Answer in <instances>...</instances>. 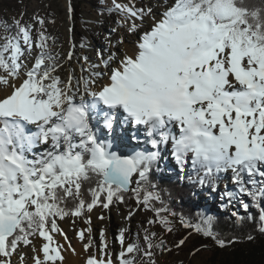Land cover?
Masks as SVG:
<instances>
[{
    "label": "snow or ice",
    "instance_id": "1",
    "mask_svg": "<svg viewBox=\"0 0 264 264\" xmlns=\"http://www.w3.org/2000/svg\"><path fill=\"white\" fill-rule=\"evenodd\" d=\"M163 7L157 18L151 6L129 7L112 0L107 11L131 20L130 33L142 26L136 20L147 17L152 23L139 36L135 53H125L116 67H111L116 53L107 59L102 51L97 53L100 64L90 69L100 65L110 69L109 82L98 91L94 89L104 73L90 71L76 80L75 89L74 75L65 81L55 74L62 65L48 48L43 19L35 18L40 25L35 39L32 26L18 20L15 34L3 38L0 264H12L21 247L29 246L37 253L34 264H63L61 246L52 235H65L57 220L123 204L129 192L137 205L155 213L157 219L149 224L158 221L172 232L171 221L161 215L169 210L149 179L160 144L169 140L182 169L190 154L193 166L203 171L201 185L211 183L215 188L219 174L230 171L237 188L222 194L229 202L248 196L259 207L264 200V0H166ZM73 55L69 52L67 58ZM101 121L110 136L117 122L142 127L146 143L155 151L118 154L110 141L101 139ZM173 127L178 135L172 133ZM38 144L49 147L36 154ZM133 176L138 177L135 188L130 187ZM240 203L249 208L243 199ZM212 220L207 217L206 226L183 218L180 222L224 247L225 241L211 228ZM259 220L258 230L264 233V207ZM86 231L91 233V228ZM125 231L120 229L114 238L121 251L113 254L106 251L101 229L98 254L91 252L85 264H114L113 255L118 264H140L141 254L149 258L145 264H155L151 249L162 248L163 240L154 243L156 234L144 229L146 247L139 239L126 244ZM77 236L84 240V231ZM35 237L42 241L39 249ZM92 247L89 236L85 252Z\"/></svg>",
    "mask_w": 264,
    "mask_h": 264
},
{
    "label": "rangeland",
    "instance_id": "2",
    "mask_svg": "<svg viewBox=\"0 0 264 264\" xmlns=\"http://www.w3.org/2000/svg\"><path fill=\"white\" fill-rule=\"evenodd\" d=\"M101 4H96L101 8H94L91 5L84 4L82 5L79 0H0V44L4 42V37L8 35V30L5 29L7 27L12 28L15 25V22L18 20L22 24L31 25L32 26V35L35 39L36 37V30L40 28V25L37 23L36 17H39L45 21L44 30L46 36L50 39L46 41L50 52L58 57V62L62 65V67L57 69L56 75H59L62 80L67 81L69 75H74L75 79L73 80V88L75 89L76 81L81 76L88 77L90 75V71H97L104 73L103 77L98 79V82L95 86L94 90H97V86H103L105 82H109L108 80V72L110 69H104L103 65H100L98 68L90 69V65L92 64H100V57L97 55L98 52H103V57L107 59L108 55L111 53H116L119 57H123L126 53L124 51V46L127 44L129 48V55H132L136 51V44L139 39V35L135 36L134 41H126L124 38V34L129 35L130 32L128 28L131 25V20L125 22L122 16L118 15L117 12L113 11L109 13L107 9L112 7V0H99ZM152 4H147L146 0H117L118 3L128 5L129 7L132 6L134 3L137 8L140 7H148L153 6L156 7H163L165 5L166 0H150ZM69 8L72 9L71 15L69 14ZM160 11L156 13V16L160 15ZM117 21L120 22V26L117 25ZM146 20L143 22L136 20L135 22L145 23ZM70 25L68 29V35L70 37V42L73 45L75 52L73 55V59L69 61L67 58V62H64L65 51L57 52L52 51L51 48L65 46L66 50L68 46L66 45V24ZM64 28V29H62ZM115 28L116 31H112ZM150 28V27H149ZM146 27V29H149ZM60 31V32H59ZM56 33V34H54ZM129 33V34H128ZM61 38L65 40V45L61 43ZM53 40V41H52ZM123 40V43H118V41ZM113 49V50H112ZM90 50L91 55H87V51ZM39 50L34 51L31 55L34 58L35 55L38 53ZM83 51H86L82 53ZM133 51V52H132ZM36 53V54H35ZM73 53V52H72ZM123 54V55H122ZM68 57V56H67ZM86 58V59H85ZM120 59V58H119ZM119 59L117 58L115 62L111 64V67H116L119 63ZM34 63V59L29 63ZM117 63V64H116ZM68 67V68H67ZM104 81V82H102ZM99 82H101L99 84ZM75 83V84H74ZM104 83V84H103ZM77 102H79L77 97ZM131 123H125L124 125L117 122L114 125L115 131L110 136L108 134V130L102 127V121L100 128L101 139L106 141H110L112 146L114 147L113 150L116 151L120 155H132V149L129 147L131 139H129L128 133H132L134 129H132ZM33 131H35V127H31ZM142 129V128H141ZM174 130H177L174 128ZM143 134L144 130H140ZM173 134H176L175 131H172ZM145 135V133H144ZM116 138V140H115ZM118 138V139H117ZM157 139L159 137L157 136ZM171 140L161 143L159 151V158L157 160L158 166L160 167V171L168 172L170 178H180L183 177L189 178L191 176V167L193 166L191 155L189 154L186 163L185 169L182 173H179L177 170L178 164L176 163L173 155L170 154V151L164 149L170 147ZM164 145V146H163ZM120 146V147H119ZM164 148H163V147ZM121 148V150H119ZM46 148H39L38 154L43 153ZM123 150V151H122ZM155 151V149L151 148V145L148 144L146 147L142 148L138 151ZM33 151H36L35 148ZM203 175V171L200 172L199 177ZM219 180L217 181L215 188H213L212 184L210 183L208 186H200L198 189L194 190V195L196 197L194 204L196 205L197 209L204 210L206 213H230L233 217H239L240 211L242 210V205L240 203V199H243L245 203L251 207L252 200L248 196L238 197L236 200L229 202L227 197L222 196L225 190L228 191H236L237 186L232 181V173L230 171L220 173ZM138 177L134 176L132 178V187H136V180ZM201 185V184H200ZM250 187V186H249ZM260 204H264V200L260 201ZM223 207V209H221ZM132 215L129 217V213ZM137 214L143 215L142 221L140 222L144 226H148L151 228L148 229L149 232L155 233L154 243H159L160 240L167 235L164 227L160 225L157 221L154 224H149L148 221L156 220L155 213L149 210H145L143 205H137L136 203L133 204L131 209H127L122 205L115 206L113 208H109L107 210L103 209L102 207H95L91 213L85 215V218L81 217H67L63 220L57 222L58 227L62 230L65 235H60L59 233H53L55 241L61 246V251L66 248L70 255L76 256L79 262L85 261L84 254H91V249L89 252H85L84 250V240H81L82 249L79 250L76 247L75 240L78 239L77 234L81 231H84V236L87 237L90 233L86 231L89 226L93 222L103 221L105 225L102 228L105 234V240L109 243V252L116 254L114 250V244L117 241L114 239L117 236L118 228L114 226V223L117 220H124L132 219ZM104 217V219H100V217ZM145 216V217H144ZM85 219H90L91 223L86 224L84 221ZM67 221L68 226L64 228L62 223ZM73 221L76 222L73 224ZM175 222L180 223V221L175 220ZM73 224V225H72ZM83 224L85 226H83ZM182 224V223H180ZM94 231L91 232V238L93 239V243L98 246L101 244V229L100 227H96L93 229ZM65 236L67 239H65ZM34 243L36 248L38 249L41 245V239L39 237H35ZM40 242V243H39ZM74 242V243H73ZM145 246V245H144ZM146 247V246H145ZM77 248V249H76ZM108 251V250H107ZM26 252L29 253L28 263L24 262L21 258V254L23 257L26 255ZM152 257L151 259L155 261V264H209L207 262L208 256L203 253L200 255H191L185 254L183 251H176L173 255L169 254L166 250H159L157 248H152ZM32 251V247L29 246L27 248L21 247L20 252L15 254L12 257V264H34L32 257L36 255ZM42 256V254H41ZM84 256V258H83ZM79 258V259H78ZM141 263L145 264L149 258L144 257L141 254ZM115 259V255H113V260Z\"/></svg>",
    "mask_w": 264,
    "mask_h": 264
},
{
    "label": "trees",
    "instance_id": "3",
    "mask_svg": "<svg viewBox=\"0 0 264 264\" xmlns=\"http://www.w3.org/2000/svg\"><path fill=\"white\" fill-rule=\"evenodd\" d=\"M79 2L82 5L88 4L94 8H101V5H96L101 4L99 0H79ZM7 30V36L15 34V25L12 28L7 27ZM184 169L185 165L183 169L179 167L178 172L182 173ZM159 170L160 167L156 161L149 172V179L152 184L157 186L164 205L169 210V212L161 213V215L168 217L173 228L172 232H167V235L161 239L164 242V246L159 248V250H166L172 255L180 250L185 254L191 255L205 253L208 256L207 262L209 264H264V233L258 230L261 207H264V204H260L258 207L252 202L251 207L247 210L242 207L239 217H233L230 213L225 214L221 211L218 213H206L204 210L197 209L194 204L196 199L194 190L200 186H208L210 184L200 185L199 174L202 171L201 169L192 166L190 170L192 172L191 176L189 178L183 177L182 179L170 178L171 174L169 175L168 172L164 173L163 171L159 172ZM85 194L87 196L86 188ZM87 198L90 199V197ZM134 203L136 201L132 198V193L129 192L126 195L125 203L113 204L110 207L122 205L127 209H131ZM155 206L161 207L159 204ZM86 214L87 212L81 218H85ZM209 216L213 218L211 222L212 230L217 233L218 239L225 241L224 247H219L211 238L193 231L192 228H185L183 224H180L181 222H175V220L181 221V218H183L192 225H204V220ZM249 216L252 217L251 220L248 219ZM249 235L252 239L247 238ZM181 240H184V243L177 246Z\"/></svg>",
    "mask_w": 264,
    "mask_h": 264
},
{
    "label": "bare ground",
    "instance_id": "4",
    "mask_svg": "<svg viewBox=\"0 0 264 264\" xmlns=\"http://www.w3.org/2000/svg\"><path fill=\"white\" fill-rule=\"evenodd\" d=\"M146 2H147V4L149 3V5L150 4H152V2L150 1V0H146ZM153 10H154V12L155 13H158L159 11L160 12H162L163 10H164V7H156V6H153ZM157 18H159V16H157ZM145 23H142V26L141 27H139L138 28V30L135 32V33H128L129 35H126V34H124V38H125V40L126 41H128V42H130V41H134V39H135V36H137V35H141L144 31H146L147 29H146V27H150L151 26V23H152V21H151V19H149V18H145ZM138 25H141V23H139V22H136ZM64 28H66V32H65V34H67L66 35V39H67V42H66V45L68 46V49L66 50V48H65V46H61V47H56V48H51L52 49V51H54L55 53H56V51L57 52H63V50L65 51V57H64V62H67V56H68V53L69 52H73V53H76L75 52V48H74V42H73V45L71 44V42H70V37L72 38V36H70V35H68V29L70 28V25L67 23L66 25H65V27ZM64 28H62V29H64ZM60 32V31H59ZM54 34H56V33H54ZM73 39V38H72ZM136 40V39H135ZM53 41V40H52ZM61 43L62 44H64L65 45V40L63 39V38H61ZM124 47V51L129 55V54H131V53H129V51H131L130 49L131 48H129L128 46H127V44H125V45H123ZM113 50V49H112ZM84 52H86V51H83L82 53H84ZM133 52V51H132ZM36 54V53H35ZM77 54V53H76ZM87 55H91V53H90V50L89 51H87ZM123 55V54H122ZM133 55V54H132ZM75 56V55H74ZM121 59L122 57H119L118 55H117V61H118V59ZM73 59V58H72ZM70 61V60H69ZM117 64V63H116ZM29 67H31V64L29 65ZM68 68V67H67ZM76 81V80H75ZM98 82V81H97ZM102 82H104V81H102ZM101 82H99V84H100ZM108 82H105V84H107ZM75 84V83H74ZM104 84V83H103ZM104 84V85H105ZM101 87V85L100 86H97V91L99 90V88ZM124 125V124H123ZM32 127V126H31ZM33 127H35V126H33ZM142 127H140V128H138L137 126H132V129H135V130H132L133 132L131 133H128L127 135H129V139H131V141H130V148L132 149V155L135 153V152H137L138 150H141L142 148H144V147H146V145H148L149 143H146V140L148 139L147 137H146V135H144V133L142 134L141 132H140V130H142L141 129ZM174 128L175 127H173L172 129H171V131H175L176 132V134L178 135V128H176L177 130H174ZM136 137V139H133V137ZM118 139V138H117ZM115 140H116V138H115ZM117 141V140H116ZM164 146V145H163ZM162 146V147H163ZM48 148L49 146L48 145H43V144H38L36 147H35V150L36 151H33L34 153H36V154H38V149L39 148ZM114 147H118V146H112V150H113V148ZM120 147V146H119ZM165 147V148H164ZM163 148L164 149H167V151H170V154L172 155V144H170V147H171V150H169V148H166L167 146H164ZM119 150H121V148L119 149ZM160 150H161V148H160ZM114 151V150H113ZM115 151H118V150H115ZM123 151V150H122ZM145 217V216H144ZM142 218H143V215H140V214H137L136 216H134V218H132V219H124V220H117L115 223H114V226L115 227H117L118 228V233H119V230L120 229H125L126 231H125V236L127 237V239H126V244L127 243H131L133 240H135V239H139V242H140V244H141V246H143V247H145L144 246V241H143V235H144V229H149V228H151V226L150 227H148V226H144L143 224H141L140 222L142 221ZM76 222H74L73 221V224H75ZM72 224V225H73ZM105 225V222H103V221H99V222H93L92 224H91V226H89V228H91V232L92 231H94L93 229H95L96 227H100V229H102V228H104L103 226ZM62 226L64 227V228H66L67 226H68V222L67 221H65V222H63L62 223ZM83 226H85L84 224H83ZM105 233V232H104ZM118 233H117V235H118ZM89 236H91V233L87 236V237H85V239H84V242L86 243H88V238H89ZM81 240L80 239H77V240H75V243L74 244H76V247L79 249V250H81L82 249V245L84 244V243H81L80 242ZM40 243V242H39ZM41 243H42V241H41ZM41 243H40V245H41ZM107 245H108V248L106 249V251L108 250L109 251V243H107ZM114 250L116 251V254H118L120 251H121V245L119 244V242L117 241V243H115L114 244ZM76 248V249H77ZM98 248H99V246H98V244L97 245H95L94 243H93V247L91 248V251L92 252H97V254H98ZM39 249V248H38ZM29 253H31V252H29ZM28 252H26L25 254V256L23 257V258H25V259H23V261L24 262H26V263H28V260L27 259H29L30 258V256L28 257V255H30ZM41 255V254H40ZM62 255H63V257H64V261H63V264H85V261H86V259H87V257L89 256L88 254H84V256H85V261H81V262H79L78 260H77V257L74 255V256H72V255H70V253L68 252V250H66V248L65 249H63L62 250ZM84 256H83V258H84ZM41 258H42V256H41ZM79 259V258H78ZM141 260H142V258L140 257V263H141ZM57 264H60V262H57ZM114 264H118V261L116 260V259H114Z\"/></svg>",
    "mask_w": 264,
    "mask_h": 264
},
{
    "label": "water",
    "instance_id": "5",
    "mask_svg": "<svg viewBox=\"0 0 264 264\" xmlns=\"http://www.w3.org/2000/svg\"><path fill=\"white\" fill-rule=\"evenodd\" d=\"M130 187H132V184L130 185Z\"/></svg>",
    "mask_w": 264,
    "mask_h": 264
}]
</instances>
